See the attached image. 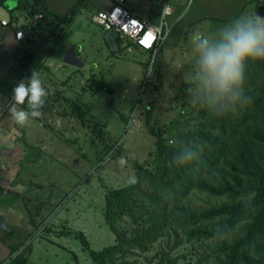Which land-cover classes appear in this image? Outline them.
<instances>
[{
    "label": "rangeland",
    "instance_id": "rangeland-1",
    "mask_svg": "<svg viewBox=\"0 0 264 264\" xmlns=\"http://www.w3.org/2000/svg\"><path fill=\"white\" fill-rule=\"evenodd\" d=\"M96 3V10H83L69 24L49 19L60 27L48 26L33 33L36 45L27 50L30 52L39 44L48 48V53L53 51L49 57L51 64L43 75L47 77L45 87L52 90L46 102L53 104L54 111L49 123L47 117H40L28 129L20 130L27 131L25 137L19 135L21 148L27 151L11 168L12 178L21 183L17 195L27 206L30 201L31 213L36 214L39 225L32 233L34 238L24 243L22 250L19 248L27 264H92L89 252L75 237L78 232L84 234L92 251L115 243L103 215L105 193L129 185L137 171L135 164L144 168L153 165L155 138L149 134V126L165 128L164 138L169 139V144L174 123L178 133L195 130L199 121L196 100L186 92V85L193 79L194 42L198 36L214 33L224 25H210L214 30L202 33L197 27L186 30L180 24L173 33L176 38L172 36L158 51L165 66L159 75L153 76L151 67L145 68L143 64L151 65L155 54L109 51L103 40L104 31L94 19L97 11L103 9ZM72 47L89 66L88 75L100 81L105 90L88 88L84 73L72 71L62 63L64 54ZM20 57L17 54L15 59L20 61ZM30 75L25 72L22 80ZM5 78L1 77L0 88L10 90ZM12 82L16 86V81ZM10 100V96L6 97L0 120L11 121L14 127L7 111ZM74 101L87 110L82 120L71 113ZM147 110L151 112L149 118ZM40 123L43 125L39 126ZM8 185L6 182L5 191L10 190ZM193 195L192 201L204 207L220 203L218 199ZM12 196L9 193L7 197ZM165 232L144 253L135 250L128 255V264H164L160 261L163 255L175 259L173 264H196L207 255L205 249L193 248V243L187 242L173 224ZM14 236H19L17 231ZM206 262L202 260L201 264ZM208 264L217 261L211 258Z\"/></svg>",
    "mask_w": 264,
    "mask_h": 264
},
{
    "label": "trees",
    "instance_id": "trees-1",
    "mask_svg": "<svg viewBox=\"0 0 264 264\" xmlns=\"http://www.w3.org/2000/svg\"><path fill=\"white\" fill-rule=\"evenodd\" d=\"M86 1L78 0L64 15L52 14L42 0H34L29 6L19 3L17 9L24 8L30 17L42 14L40 26L49 18L71 21ZM11 25L10 20L7 27ZM133 50L140 51L136 47ZM158 51L151 65L143 64L151 67L153 76L165 66ZM18 55L24 72L31 74L42 67V56L22 50ZM245 77L244 94L250 102L235 113L217 118L196 102L199 121L195 130L178 133L176 123L174 127L172 124L171 144L164 138L165 128L149 126V134L155 138L153 165L144 168L135 164L134 184L105 193L103 215L115 243L92 251L84 234L75 233L92 264H128V255L135 250L147 251L172 224L182 231L187 242L193 243V248L208 251L202 258L206 264L211 258L217 264H264V61L254 65L250 62ZM86 84L95 91L105 90L91 75ZM189 86L191 83L186 89ZM71 113L82 120L87 110L74 101ZM150 113L147 110L148 118ZM93 130L100 135L99 130ZM186 144L200 147L202 154L199 161L181 167L173 157ZM192 194L218 199L220 203L204 207L192 201ZM214 234L222 239L214 238ZM175 244L178 245L176 235ZM17 248L11 249V256ZM160 261L173 264L176 260L163 255ZM8 264H27V260L21 253Z\"/></svg>",
    "mask_w": 264,
    "mask_h": 264
},
{
    "label": "crops",
    "instance_id": "crops-1",
    "mask_svg": "<svg viewBox=\"0 0 264 264\" xmlns=\"http://www.w3.org/2000/svg\"><path fill=\"white\" fill-rule=\"evenodd\" d=\"M42 1L52 14L58 15L66 14L78 2V0ZM33 2L34 0H2L0 6L7 8L10 13V20L17 23L15 27L11 25V28L15 30L18 27L29 28V25L27 24V10L24 8L17 9V6L19 3L29 6ZM96 2H99L98 6L103 9L97 11L98 14L94 17V19L98 18L100 13L105 12L106 9L108 10L111 7V0H106V3L103 4L99 0H87L79 10L78 14L85 9H89L91 12L95 9L93 5L96 6ZM165 3L169 5L171 13L165 17L169 32L162 46L172 36L173 38H176L173 33L180 24L183 27H186V30L197 27L199 31H202V33H211L212 30H214V27H210V25L213 24H226L238 17L255 14L264 17L263 0H191V3L189 0H165ZM163 4L164 1L161 0H126V5L131 11L135 12L139 17L150 22L152 25H158L160 23ZM153 13L156 17H153ZM49 19H47L45 24L42 23L37 29H31V34L21 40L16 37L15 31H13L10 27H7V25H2L0 23V79L1 77L4 78L6 76L5 81L7 80L9 82L8 87L10 89L5 90L3 89V86L0 88V102L2 104L5 102L6 97H12L13 88L15 87V82L13 83L12 81H16L17 85L22 80V77H25V72L19 61L15 59V56L20 53L21 50L27 52L29 48L36 45V42H34L32 37L33 33L48 26L55 29L60 27L61 24L57 25L55 22L51 23L52 21H49ZM72 20L68 22L62 21L61 23L64 25L69 24ZM178 38L179 37H177V39ZM47 51L48 48L40 47L39 44L34 50L30 51L35 55L43 57L41 62L42 67L36 70L40 73L43 81L47 80V77L43 75V72L46 73L48 71L47 69L51 64L49 62V57L53 54V51L52 53H48ZM52 106V103L46 102L42 109L43 115L41 118L45 119L47 117V123H49L48 121L52 117V114L50 113L54 112L51 110L53 108ZM35 120L39 121V119ZM29 125L23 128L28 129ZM42 125L43 123L39 124V126ZM16 126L17 125L13 127L11 121L4 123L0 120V214L4 216L5 223L10 227L9 232H3L0 230V264L11 256L12 248L18 247L15 251L17 252L19 248L24 245V243H29V241L33 239V231L39 226L37 225L36 214L31 213L29 199L27 206L17 195L18 190H20L19 188L21 187V183L12 178L13 169L11 168L13 163L15 161L17 162L27 151V148L25 147L24 150H22L21 138L19 137V135L22 137L28 135L27 131L21 132L20 130L23 128L20 129L19 126ZM23 145L26 146L25 144ZM6 182H9L10 184L8 185L10 188L9 191H5ZM9 193L13 196L7 197ZM41 204H43V202H41ZM40 208H43V206ZM46 213L47 211L44 212V214ZM15 231L18 232L19 236H14Z\"/></svg>",
    "mask_w": 264,
    "mask_h": 264
},
{
    "label": "clouds",
    "instance_id": "clouds-1",
    "mask_svg": "<svg viewBox=\"0 0 264 264\" xmlns=\"http://www.w3.org/2000/svg\"><path fill=\"white\" fill-rule=\"evenodd\" d=\"M198 37L194 42L193 79L186 92L214 117L235 113L250 102L244 94L248 64L264 61V17L257 14L238 17L214 33ZM51 92L38 71H32L26 80H21L13 88L7 105L15 125L23 128L40 118ZM201 154L200 147L186 144L174 155L173 161L183 167L199 161ZM135 182V177L129 181L130 184ZM214 238L222 239L215 234Z\"/></svg>",
    "mask_w": 264,
    "mask_h": 264
},
{
    "label": "built area",
    "instance_id": "built-area-1",
    "mask_svg": "<svg viewBox=\"0 0 264 264\" xmlns=\"http://www.w3.org/2000/svg\"><path fill=\"white\" fill-rule=\"evenodd\" d=\"M161 1H164L161 21L158 25H152L131 11L126 5V0H111V7L98 15V18L102 20V29L104 32L113 31L117 33V44L121 50L131 52L136 47L140 51H152L155 54L161 48L169 32L165 17L171 13V10L165 0ZM27 17L30 30L37 29L39 27L38 22L43 18L40 13L31 17L27 15ZM46 21L44 20L43 23ZM16 24L15 21L12 22L13 27ZM20 250L13 253L2 264H8L11 258L20 254Z\"/></svg>",
    "mask_w": 264,
    "mask_h": 264
},
{
    "label": "water",
    "instance_id": "water-1",
    "mask_svg": "<svg viewBox=\"0 0 264 264\" xmlns=\"http://www.w3.org/2000/svg\"><path fill=\"white\" fill-rule=\"evenodd\" d=\"M10 21V13L7 8L4 6H0V23L2 25H7ZM95 21L102 24V20L99 18H96ZM16 37L21 40L25 39L31 34V30L27 27H18L15 30ZM103 40L105 44L107 45L109 51L111 53H116L118 51V44H117V33L113 31H106L103 34ZM62 63L65 66H68L71 68L72 71H81L82 73L89 77L88 70L89 66L80 59L77 54L75 47L70 48L63 56ZM0 230L3 232H9L10 227L5 223L4 216L0 214Z\"/></svg>",
    "mask_w": 264,
    "mask_h": 264
}]
</instances>
